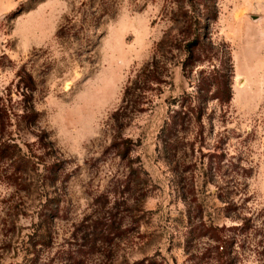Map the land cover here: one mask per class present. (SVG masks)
I'll use <instances>...</instances> for the list:
<instances>
[{
  "label": "rangeland",
  "instance_id": "rangeland-1",
  "mask_svg": "<svg viewBox=\"0 0 264 264\" xmlns=\"http://www.w3.org/2000/svg\"><path fill=\"white\" fill-rule=\"evenodd\" d=\"M210 4L0 0V106L32 169L0 178V264H264V0H215L190 60L157 50Z\"/></svg>",
  "mask_w": 264,
  "mask_h": 264
},
{
  "label": "trees",
  "instance_id": "trees-1",
  "mask_svg": "<svg viewBox=\"0 0 264 264\" xmlns=\"http://www.w3.org/2000/svg\"><path fill=\"white\" fill-rule=\"evenodd\" d=\"M217 15L218 12L215 6V0H211V4L210 6H207L206 12L202 15H198V18H195V20H193L195 16L188 15L187 12H183L181 18L178 16V18H174V20L178 23H183L179 35H185L184 37L186 38H183L180 43V38L174 36L172 31L168 33L166 32L164 37L158 42L157 50L168 53L171 50H179L182 44H184V51L187 53L185 60H190L195 54V49H197L198 46H201L202 34L197 32L198 28H209L210 23L216 20ZM200 16H204L207 21V23L203 26H200ZM194 25L197 26L195 27ZM192 34L195 35L192 36ZM190 36H192V38H190ZM182 41L184 43H182ZM227 55L231 60L230 53L227 52ZM159 64L160 60L154 57L152 58V61H149L146 65H144V67L136 74L135 80H131L132 83L127 85L125 95L131 93L132 88L135 86L133 84L134 82L136 84L138 82H144L149 85L153 81L160 80L161 71ZM223 78L222 84H220L221 87L219 86L215 97H217L221 103H229L232 98L229 82L230 78L227 75H223ZM22 82H24V86L29 92L35 90L34 80L30 74L27 73L25 76H22ZM29 111L30 110H28V112H24L25 114L22 115V117L30 118L31 115L36 114L34 110ZM8 119L11 121L10 115L3 106H0V178H3V180L5 179V181L12 185L22 186L26 180L25 174L32 170L31 159L28 157L27 153L24 152L20 143L16 142L15 139L12 138L11 134L9 136L6 135L8 121L5 122V120ZM128 141L129 140H125L123 142L125 146L128 145ZM58 165L59 164H54L52 171H55ZM50 220L51 217H49L48 214H45L40 229H47ZM39 239L41 241L39 243H48L46 242L47 237L43 233H40Z\"/></svg>",
  "mask_w": 264,
  "mask_h": 264
},
{
  "label": "bare ground",
  "instance_id": "bare-ground-1",
  "mask_svg": "<svg viewBox=\"0 0 264 264\" xmlns=\"http://www.w3.org/2000/svg\"><path fill=\"white\" fill-rule=\"evenodd\" d=\"M247 81H246V79H242V80H240L239 81V88H243L244 86H245V83H246Z\"/></svg>",
  "mask_w": 264,
  "mask_h": 264
}]
</instances>
